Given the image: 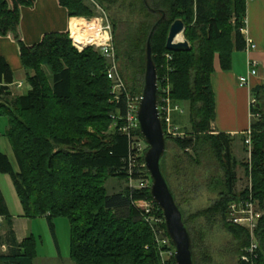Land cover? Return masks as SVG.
<instances>
[{
	"label": "trees",
	"instance_id": "16d2710c",
	"mask_svg": "<svg viewBox=\"0 0 264 264\" xmlns=\"http://www.w3.org/2000/svg\"><path fill=\"white\" fill-rule=\"evenodd\" d=\"M97 1L106 5L107 11H116L110 17L114 44L118 62L122 63L121 74L131 94L143 93L147 44L156 26L151 44L158 72V105L162 102L166 77L173 104L190 105V137L167 135L161 119L166 145L172 140L180 152L176 153L172 167L178 190L187 193L196 186L199 178L193 171L203 161L214 164L217 171L215 176L206 169L208 177L214 176L209 187L216 194V201L187 218L164 170L167 149L162 160L163 174L191 237L194 263L199 264L198 245L189 219L221 218L224 228L233 236L237 264H247L241 261V256L250 245L251 235L229 223L228 215L232 202L248 198L249 187L236 194L238 162L232 155L233 139L212 127L216 107L212 78L216 62L222 71H230L234 51L245 49L242 29L247 0ZM85 2L59 0L71 18L94 17ZM34 4L35 0H0V36L12 35L19 44L32 88L27 96L0 103V117L9 123L7 136L19 164L17 171L9 157L0 153V173L11 176L27 218L46 217L51 227L57 218L69 220L70 256L76 264H163L144 217L143 204L152 200L151 191L129 186L123 192L109 195L105 187L111 178H132L135 182L140 178L135 173L129 175L132 149L130 138L118 129L123 121L117 120L118 126H113V116L124 115L126 107L124 98L120 103L112 98L108 64L93 47L79 51L67 32L48 33L40 43L25 45L19 34L21 8ZM179 19L185 23L191 49L172 52L167 50L166 43L171 26ZM121 22L129 27L118 37ZM167 54H171L172 60L167 59ZM168 66L170 70L166 69ZM2 76L7 84L13 82V74L5 64L0 65ZM5 91L6 87H0V95ZM253 95L257 100L253 114H260L261 118L252 122L251 159L244 167L252 183L253 198L264 211V84ZM138 161L143 164L144 156ZM0 217L11 225L12 216L1 190ZM9 233L13 238V232ZM256 239L259 244L256 264H264V215ZM12 243L9 255L0 254V264H34V237L21 244L14 240ZM172 262L176 264L175 259Z\"/></svg>",
	"mask_w": 264,
	"mask_h": 264
},
{
	"label": "crops",
	"instance_id": "0c3cea01",
	"mask_svg": "<svg viewBox=\"0 0 264 264\" xmlns=\"http://www.w3.org/2000/svg\"><path fill=\"white\" fill-rule=\"evenodd\" d=\"M246 11L247 25L245 34L242 35L244 39L247 36L253 40L256 49L249 54L245 49L235 50L230 71H222L217 61L216 73L212 78L216 103L213 129L217 133L229 135L233 140H237L251 129L253 91L264 84V0H247ZM77 20L81 18H71L67 8L63 7L59 0H35L34 6L21 8L19 34L25 45L33 46L40 43L45 34L70 33ZM0 58L2 60L0 65H7L13 74L11 84L5 82L4 76L0 78V87H6V91L0 95V103H10L17 98L27 96L32 88L28 82V73L21 61L19 44L12 35L0 36ZM249 59L258 62V75L250 78L248 86L241 87L239 78L248 76ZM182 112L178 113L180 115L177 113L174 115L176 122ZM8 129L7 119L0 117V153L7 155L18 171L19 164L7 136ZM0 190L12 216L11 225L5 218L0 217V254L9 255L14 246L13 240L16 244H21L31 236L35 237L38 234L42 237L50 231L46 223V229L44 228V221L48 222L46 217L36 219L26 217L23 204L9 174L0 173ZM11 231L13 238L9 233ZM51 255L54 257L45 259L46 254L39 252L38 257L43 258V264H76L70 255L66 257L59 243L54 245V251L53 248L51 249ZM50 260L53 262L49 263ZM40 262L37 263L36 260L34 264H42Z\"/></svg>",
	"mask_w": 264,
	"mask_h": 264
},
{
	"label": "built area",
	"instance_id": "2783aa9c",
	"mask_svg": "<svg viewBox=\"0 0 264 264\" xmlns=\"http://www.w3.org/2000/svg\"><path fill=\"white\" fill-rule=\"evenodd\" d=\"M96 6L99 5L91 0ZM100 8V7H99ZM103 21L101 19H93ZM89 27L92 26L93 21L88 22L85 20ZM104 22V21H103ZM101 24L93 26L87 33L83 34V44L77 45L76 40L73 38V32L71 30L70 37L74 46L82 51L87 47H93L95 50L99 51L101 55L105 58L108 64L107 76L112 83V98L117 103H120L121 99L124 98V103L126 111L124 115L113 116L115 121L113 126H118L117 120L123 121L122 125L119 126V132L127 135L131 141V159L129 161V175L132 177L135 174H138L140 178L135 182L132 178L131 187L138 190H147L151 191L152 179L146 168L145 164V155L149 150V145L147 144L145 138L143 137L140 129V124L138 121V111L140 108L142 95H133L131 94L127 83L125 82L118 63L117 51L114 44L113 32L111 24ZM247 21L244 22V27L242 33L245 34V28ZM256 49V44L249 37H245V51L249 54L251 51ZM169 60H172V56L166 55ZM258 62L249 59L248 60V76L239 78V85L241 87L248 86L251 77L258 75ZM166 86L162 88L163 96L161 98V104L158 105L160 118L163 119L164 124L166 125L167 135L172 137H182L177 127L173 124V114L175 112H181L180 106L178 104H173L170 98V83L168 78L164 79ZM159 89V87H158ZM257 105V100L254 97L251 101L252 110ZM257 116L259 119L261 115H254L253 118ZM140 133V134H139ZM252 129L248 130L246 133V144L250 149V156L252 152ZM144 156V163L139 164V159ZM251 159V158H250ZM148 173V177L146 174ZM144 217L148 223L156 244L160 249V254L163 264H173L172 260L175 259L176 248L168 234L166 220L163 214L162 209L159 207L157 202L152 198L143 204ZM264 211L261 209L259 202L253 198L252 195V183L249 186V196L247 199H239L234 201L229 206V216L228 222L244 228L249 231L251 235L250 245L245 249L244 253L241 256V261L247 264H256L259 250V244L256 239V231L259 227V222L263 218Z\"/></svg>",
	"mask_w": 264,
	"mask_h": 264
},
{
	"label": "rangeland",
	"instance_id": "374dc122",
	"mask_svg": "<svg viewBox=\"0 0 264 264\" xmlns=\"http://www.w3.org/2000/svg\"><path fill=\"white\" fill-rule=\"evenodd\" d=\"M93 1L96 2L100 8L96 6L91 0H86L85 3L93 10L94 17L91 18L77 17V18H81L82 21L87 20L88 22H91L93 21V19L96 18L98 19L104 18L103 20L104 22L101 20H94L93 22L96 23L97 25H101V24L105 25L107 24L106 22L108 20V22L111 24L113 39L115 41L114 27L110 17L111 15H114L116 11L114 10L111 12L107 11L106 5L105 6L101 5L97 0H93ZM118 26L119 29L116 32V35L118 37H122L123 34H125V32L128 30L129 26L124 22H121ZM181 37H182L181 39L182 41L185 40L187 41L185 36V31L181 35ZM167 55L171 56V54H167ZM121 67H122V63L120 61L119 68ZM166 69L170 70V67L168 66L166 67ZM46 70L48 71V69ZM179 106L180 109L183 111L182 112L183 114H181L180 118L177 119V122L174 125L177 127L178 131L181 134H185L184 137H190L192 136V124L190 121V105L188 103H183ZM176 113L177 115H180L178 114L180 112H175L172 116L173 121L175 119L174 115ZM258 120L259 118L257 116L253 118V121H258ZM246 133L240 136L237 140H233V144H232V155L235 158V160L238 162V166L236 168L237 182L235 186V192L237 195H240L242 192H244L250 186L251 183V180L247 176L246 169L244 167L246 163L250 162V158H251L250 149L246 144ZM176 153H180L178 148L175 146L172 140H168L167 157L165 161L164 170L170 179L172 189L177 195L178 202L180 203L182 210L186 214V217L189 218L194 214H196L197 212L209 208L216 201V194L213 193L212 189L209 187V184L211 183L214 176L212 178L211 176L208 177L209 173L207 176L206 169L211 170V174L215 176L217 174L216 173L217 171L213 169L214 164L210 163L211 165H207L206 164L207 161L206 162L203 161V164L197 167L193 171V173L199 178V181H197L198 185L196 182L195 183L196 186H194L193 189H191L187 193H183V192L181 193L178 190L177 182L174 180L172 176V172H173L172 167L174 164L173 161ZM130 185H131V181L129 180V178L127 180L120 178H111L106 182L105 187L108 191V194L113 195L123 192ZM54 221H55L54 227H51L50 224H48L49 222L44 221V228L46 229V224H47L48 226L47 229H49L50 232H47L42 237H40L38 234L34 237L36 241V256L34 262L37 260V263L41 261L40 263L43 264L44 261L42 260L43 258L40 259L41 256L38 257L39 252H41L42 254H46V256L44 257L45 259L53 258L54 256L51 255V249L53 248L54 251V245L56 243L57 245L59 243L61 248H63L66 257L70 255V250H71L70 222L66 218H57ZM189 226L194 233V237L198 245L197 253H198L199 264H237L238 263V258L235 254L236 245L234 243L233 236L226 231L221 221V218H215L212 219L211 221L206 220L204 218L198 219L197 221H192L189 219ZM52 262L53 261L51 260L49 261V263Z\"/></svg>",
	"mask_w": 264,
	"mask_h": 264
},
{
	"label": "water",
	"instance_id": "95a60500",
	"mask_svg": "<svg viewBox=\"0 0 264 264\" xmlns=\"http://www.w3.org/2000/svg\"><path fill=\"white\" fill-rule=\"evenodd\" d=\"M185 28L183 20L179 19L173 23L166 43L167 50L181 52L191 49L188 41H177ZM155 29L156 26L147 44L144 89L138 111L141 133L149 145V150L145 155V164L152 179V197L163 211L168 234L176 248V264H195L192 241L184 224L183 213L162 171V160L165 157L167 145L158 108V72L151 44Z\"/></svg>",
	"mask_w": 264,
	"mask_h": 264
},
{
	"label": "bare ground",
	"instance_id": "6f19581e",
	"mask_svg": "<svg viewBox=\"0 0 264 264\" xmlns=\"http://www.w3.org/2000/svg\"><path fill=\"white\" fill-rule=\"evenodd\" d=\"M94 25L95 27L97 26L96 23H92V26L89 27V24L85 21L82 20L75 21L72 27V32H73V38L76 40L77 45L81 46L83 44V34L87 33V31L89 30L88 28H90V30L94 28L93 27ZM181 39L182 37L179 36L177 38V41H182Z\"/></svg>",
	"mask_w": 264,
	"mask_h": 264
}]
</instances>
